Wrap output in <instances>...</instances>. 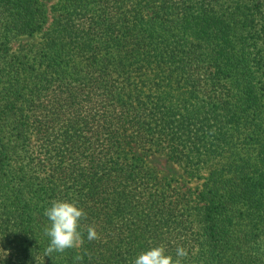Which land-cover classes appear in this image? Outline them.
<instances>
[{"label": "trees", "instance_id": "trees-1", "mask_svg": "<svg viewBox=\"0 0 264 264\" xmlns=\"http://www.w3.org/2000/svg\"><path fill=\"white\" fill-rule=\"evenodd\" d=\"M0 264H264V0H0Z\"/></svg>", "mask_w": 264, "mask_h": 264}, {"label": "rangeland", "instance_id": "rangeland-1", "mask_svg": "<svg viewBox=\"0 0 264 264\" xmlns=\"http://www.w3.org/2000/svg\"><path fill=\"white\" fill-rule=\"evenodd\" d=\"M62 0H45L46 4L48 5L49 9V21L53 18L56 14V8L59 7ZM41 32L36 33L35 35L31 36H22L17 40V42H31L33 40L40 39ZM146 161L149 165L153 166L158 173L161 182L164 185V188L168 186L174 187L176 190L184 191L186 188L191 187L192 189H196L200 186L202 181L201 178H189L187 173L185 172L184 168L170 159L165 153H155L146 156ZM9 250L4 249L2 251V255H6L9 253Z\"/></svg>", "mask_w": 264, "mask_h": 264}]
</instances>
